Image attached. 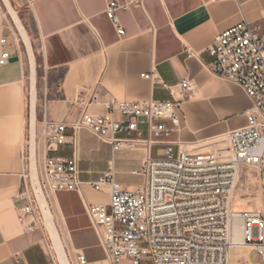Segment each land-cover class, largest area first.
I'll list each match as a JSON object with an SVG mask.
<instances>
[{"label":"crops","instance_id":"0c3cea01","mask_svg":"<svg viewBox=\"0 0 264 264\" xmlns=\"http://www.w3.org/2000/svg\"><path fill=\"white\" fill-rule=\"evenodd\" d=\"M127 1L9 0L29 39L33 69L10 15L0 11V39H6L10 54L0 67V264H14L15 256L28 263L47 261L43 232L23 229L15 202L31 147L32 102L36 163L45 156L44 122L70 123L84 111L103 115L111 101L167 100L183 80L194 93L182 100L184 120L168 141L186 151L202 150L246 124L243 112L250 100L239 86L211 73L206 50L215 35L242 21L264 27V0H141L140 6L117 12L123 30L118 35L105 7ZM80 139L83 184L79 192H56L51 213L70 261L80 252L88 264H109L84 207L106 204L108 187L96 192L88 183L110 164L115 180L132 190L141 178L131 171L140 168L145 148L139 142L137 149L112 154L88 134ZM71 154L69 145L58 152ZM256 193L257 198L241 200L253 201V212H264L260 177Z\"/></svg>","mask_w":264,"mask_h":264},{"label":"built area","instance_id":"2783aa9c","mask_svg":"<svg viewBox=\"0 0 264 264\" xmlns=\"http://www.w3.org/2000/svg\"><path fill=\"white\" fill-rule=\"evenodd\" d=\"M141 0L123 4L109 2L105 14L118 35L117 12ZM6 39H0V67L8 64ZM206 53L209 70L218 78L239 86L251 102L243 112L244 127L228 133V154L216 151L191 153L168 139L180 131L184 120L181 102L194 93L188 80L161 101H111L107 112L93 115L84 111L73 122H44L41 136L45 156L31 165L26 156L21 186L15 196L17 220L24 230H39L47 237L46 264H61L52 241L45 233V218L56 192H79L76 157L77 133L85 129L106 142L112 152L134 149L139 142L145 158L131 171L141 182L132 190L122 188L109 164L90 187L100 192L108 187L106 204L86 205L109 264H264V212L234 213L231 205L239 190L249 191L252 176L264 170V27L242 21L214 36ZM151 79V74H142ZM71 146L70 156L58 155ZM158 146L155 154L151 150ZM260 177V176H259ZM244 196H241L243 198ZM241 223L240 242H233V221ZM46 235V237H45ZM248 250L245 258L238 257ZM256 253L258 262L250 255ZM14 264L28 263L15 256ZM67 264H88L76 253Z\"/></svg>","mask_w":264,"mask_h":264},{"label":"rangeland","instance_id":"374dc122","mask_svg":"<svg viewBox=\"0 0 264 264\" xmlns=\"http://www.w3.org/2000/svg\"><path fill=\"white\" fill-rule=\"evenodd\" d=\"M0 11H1L2 14H7V12L5 11V9H4V7H3V5L1 3V0H0ZM75 120L76 119H74L73 121H75ZM73 121H71V122H73ZM82 133L88 134L92 140L94 139V141L96 140L97 142H100L101 144H104V145H106V146H108L110 148V146L106 142H104L103 140H100L95 135H93L91 132H89V131H87L85 129L79 130L78 133H77V144H76V157H77V160H78V169H79V162L82 161L81 146L83 144H82L81 139H80V135ZM39 139H40V136H39ZM137 147L138 146H136L135 149H137ZM203 149L202 150H199V149L188 150V152H191V153H203V152L212 150V151H216L218 154H221V155L228 154V140H227V137L226 138L225 137L219 138L214 143H211L210 145L205 146ZM128 150H132V149H128ZM110 151H111L112 154L114 153V152H112L111 148H110ZM144 158H145V150H142V159H141V161H143ZM79 173H80V171H79ZM246 173H247V175H249V176L251 175L253 177L251 182L247 184V186H249L250 189H249V191H247V190H245V191L239 190L238 192H236V195L244 196V197L243 198L237 197L236 198L237 200H235L232 203L231 211L234 212V213L253 212L256 209V206H255L253 201L241 200V199H246V198H250V197H254V196L256 198L258 197V194L256 193L257 190H258V183H259L256 180V176L258 175V172L255 169H248ZM260 178H261L262 198H263V203H264V170L261 172ZM122 188H124V187H122ZM84 207H85V212H86V205H84ZM86 215H87V213H86ZM87 217H88V215H87ZM88 220H89V218H88ZM89 222H90V220H89ZM90 227L93 230V232L95 233V235L97 237V240H98V243H99V246L101 247L98 235H97L95 229L93 228V225H92L91 222H90ZM45 237H46V235H45ZM47 241L48 240H47V237H46V240L44 242L45 245H46ZM101 249H102V247H101ZM244 251H245V253H247L248 250H244ZM77 253H80V252H77ZM80 254H82V253H80ZM238 257H240V256H238ZM250 260L253 263L258 262V257L256 255V253H252L250 255Z\"/></svg>","mask_w":264,"mask_h":264},{"label":"bare ground","instance_id":"6f19581e","mask_svg":"<svg viewBox=\"0 0 264 264\" xmlns=\"http://www.w3.org/2000/svg\"><path fill=\"white\" fill-rule=\"evenodd\" d=\"M1 3L5 9V11L7 12V14H9L12 18V20L14 21L15 27L17 29V31L19 32L22 41L24 42V44L26 45L27 48V52H28V56H29V61L31 64V67L33 69V55H32V51L30 48V44H29V39L25 33V30L23 28V26L21 25V22L15 12V10L13 9V7L11 6L9 0H1ZM34 88L32 86V98L34 97ZM32 119H31V149L32 151L35 149V138H36V134H35V127H34V117H33V102H32ZM33 163V162H32ZM258 172V171H257ZM256 180L257 182H259V173L256 176ZM239 197L241 198V196L236 195L235 199ZM233 228H234V232H233V242L234 244L239 243L240 242V238H241V223L238 219H235L233 221ZM45 233L48 235L49 239L52 241L58 256H59V260L61 261L62 264H66V258H68L67 255V251L65 250L62 241L60 239L59 233L55 227L54 224V220H53V216L51 213V209L50 212L47 213L46 218H45ZM238 256H240L241 258H245L247 256V253H245V251L243 252V250H241L238 253Z\"/></svg>","mask_w":264,"mask_h":264},{"label":"water","instance_id":"95a60500","mask_svg":"<svg viewBox=\"0 0 264 264\" xmlns=\"http://www.w3.org/2000/svg\"><path fill=\"white\" fill-rule=\"evenodd\" d=\"M11 17V16H10ZM12 19V18H11ZM13 21V20H12ZM13 23H14V21H13ZM30 162H31V165L33 166L34 165V163H35V150H33L32 151V149H31V147H30ZM33 162V163H32ZM53 244V243H52ZM53 247H54V245H53ZM54 250L56 251V249H55V247H54ZM56 254H57V256H58V253H57V251H56ZM58 259H59V256H58ZM67 259V258H66ZM60 261V260H59ZM67 261V260H66ZM60 263H61V261H60ZM62 264V263H61ZM66 264H67V262H66Z\"/></svg>","mask_w":264,"mask_h":264}]
</instances>
